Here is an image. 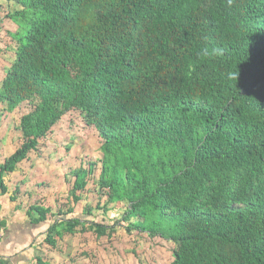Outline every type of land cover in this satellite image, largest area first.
Instances as JSON below:
<instances>
[{
	"label": "trees",
	"instance_id": "trees-1",
	"mask_svg": "<svg viewBox=\"0 0 264 264\" xmlns=\"http://www.w3.org/2000/svg\"><path fill=\"white\" fill-rule=\"evenodd\" d=\"M15 1L0 102L32 107L0 191L76 113L101 139L99 195L125 204L127 232L171 242L170 264H264V0ZM92 165L72 171L74 203ZM30 209L38 221L49 211ZM58 216L50 246L78 226L114 228Z\"/></svg>",
	"mask_w": 264,
	"mask_h": 264
},
{
	"label": "rangeland",
	"instance_id": "rangeland-1",
	"mask_svg": "<svg viewBox=\"0 0 264 264\" xmlns=\"http://www.w3.org/2000/svg\"><path fill=\"white\" fill-rule=\"evenodd\" d=\"M20 9L21 5L15 0H0V79L4 75L5 68L13 60V52L9 49L15 43L13 38H11L10 32L16 31L20 27L18 23H21L16 22L14 18H8L6 15ZM30 15L31 12L29 11L24 13L25 17H30ZM17 19L22 22L24 20ZM3 106L4 104L0 103V134L5 128V124L9 125L10 135L12 134L13 136L12 147H15L19 144V139L16 141L15 138L18 136L16 130L18 129L20 115L30 110L32 106L31 103L26 102L17 108L10 109L12 110H9L11 113H6V110H2ZM45 141H50V143L44 142L38 147L36 154L30 153V162L25 164H32L34 168L37 167L40 171L43 170L44 173H51L56 168L57 172L55 174L57 177H59V173L62 176L63 174H68L70 181L71 175H73L71 173L73 171L72 167L78 165L77 168L79 166L86 168L88 163H94L91 175L88 178L87 193L86 191L80 193L81 203L73 202L69 189L70 184L66 181L64 182V180H58L59 187L57 184L54 189L59 188L61 193L54 191L55 200L50 194L46 203L50 204L52 209L56 207L59 211L58 217L62 218H66L62 213H66L68 207L77 210L79 215H81L80 212L84 214V207L88 205L92 210L91 215L87 218L90 219L89 221L101 223L107 227L114 225L113 230L110 231L107 228L102 235H98L92 227L81 232L79 226L77 227L79 231L77 230L73 234H64L62 238L57 240V246L53 248L55 250H50V252L46 253L47 256L45 257L51 264L171 263V249L173 247L171 242L160 237L152 238L146 233H138L135 230L127 232L124 229L126 223L121 220L125 204L122 202L108 203L105 197L99 195L97 175L100 167L101 139L98 138L92 127H86L82 123L80 115L76 113L65 115L52 127V132ZM53 145L56 146L55 149ZM35 175L36 179L41 178L40 175ZM49 182L50 180L45 182V184L48 186L50 185ZM41 200L47 199L44 197ZM33 206L35 207L36 205ZM42 206L45 207V205ZM34 211L32 210V214H36ZM61 257H63V260L60 259Z\"/></svg>",
	"mask_w": 264,
	"mask_h": 264
},
{
	"label": "crops",
	"instance_id": "crops-1",
	"mask_svg": "<svg viewBox=\"0 0 264 264\" xmlns=\"http://www.w3.org/2000/svg\"><path fill=\"white\" fill-rule=\"evenodd\" d=\"M2 110H6V113H11L6 104H4ZM4 127L5 128L0 134V164L16 150L22 142L20 138L21 133L18 128L16 130L18 136H16L15 140L18 141L19 139V144L12 147L13 136L12 134L10 135L9 125L5 124ZM53 147L54 149L56 148L54 145ZM8 149H10V151H8ZM53 152L52 149V153ZM30 153L26 159L16 164L12 172L3 174V184L6 188V192L0 191V260L3 264H36L34 261L35 257H40L42 260L51 264L45 256H47L46 253L50 252V250H55L53 248L57 246V242L55 246H50L45 243L44 238L46 237L48 227L52 224L54 217H56L59 211L56 207V210L54 208L52 209L50 204L46 202L50 194H52L55 200L56 196L53 194L54 191L61 193V190L58 188V180L66 181L71 187L74 178L73 175H71V180L69 181L68 174H63L62 176L60 173L58 175L59 177H57L55 174L57 172L56 168L53 169L51 173H44L43 170L40 171L39 168H34L32 164H25L26 162H30ZM77 166L72 167V170L76 169ZM35 174L40 175L41 178L36 179ZM49 180L50 185L47 186L45 182ZM57 184L58 189L54 190ZM87 189L86 186V190ZM44 197L47 200L42 201L41 199ZM81 202L82 198L80 197L77 204ZM33 205L41 207L45 205L44 208L49 210L46 213L45 220L38 221V212L36 211H34L36 214H32V210L34 209H30V207ZM73 212L75 213L67 214L66 217L72 216V214L74 217H81V219H87L89 217L88 215L84 216L82 212H80L81 215H79L77 210H73ZM58 239L60 238H57V240ZM60 259L63 260V257Z\"/></svg>",
	"mask_w": 264,
	"mask_h": 264
},
{
	"label": "built area",
	"instance_id": "built-area-1",
	"mask_svg": "<svg viewBox=\"0 0 264 264\" xmlns=\"http://www.w3.org/2000/svg\"><path fill=\"white\" fill-rule=\"evenodd\" d=\"M1 235V234H0ZM0 264H3V262L0 260Z\"/></svg>",
	"mask_w": 264,
	"mask_h": 264
}]
</instances>
